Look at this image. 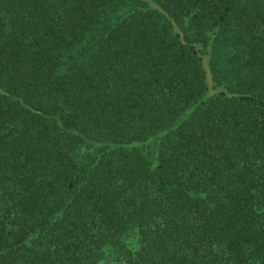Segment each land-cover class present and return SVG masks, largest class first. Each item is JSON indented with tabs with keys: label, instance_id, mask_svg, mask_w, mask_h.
Segmentation results:
<instances>
[{
	"label": "trees",
	"instance_id": "16d2710c",
	"mask_svg": "<svg viewBox=\"0 0 264 264\" xmlns=\"http://www.w3.org/2000/svg\"><path fill=\"white\" fill-rule=\"evenodd\" d=\"M0 264H264V0H0Z\"/></svg>",
	"mask_w": 264,
	"mask_h": 264
}]
</instances>
